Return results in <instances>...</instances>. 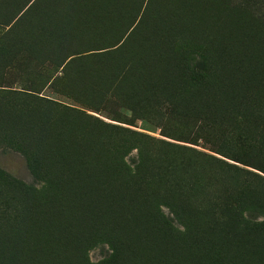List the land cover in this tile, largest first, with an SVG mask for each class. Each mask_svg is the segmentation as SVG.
<instances>
[{
	"label": "rangeland",
	"instance_id": "obj_1",
	"mask_svg": "<svg viewBox=\"0 0 264 264\" xmlns=\"http://www.w3.org/2000/svg\"><path fill=\"white\" fill-rule=\"evenodd\" d=\"M0 173V264L258 259L264 0H0Z\"/></svg>",
	"mask_w": 264,
	"mask_h": 264
},
{
	"label": "trees",
	"instance_id": "obj_2",
	"mask_svg": "<svg viewBox=\"0 0 264 264\" xmlns=\"http://www.w3.org/2000/svg\"><path fill=\"white\" fill-rule=\"evenodd\" d=\"M199 70L201 71L200 75L194 74V77H198L200 79L205 80V70H206V64L204 63ZM49 106L52 110H59V106H56L54 104H46ZM143 160V156H140V160ZM143 164V162L140 161V165ZM221 166H223L221 164ZM225 167V166H224ZM8 179L9 185L13 187L14 189H17L21 195L26 196L29 194L30 189L22 186L18 182H16L13 179H10L6 176H4L2 173H0V180L4 182L5 179ZM241 205V204H239ZM234 212L238 211V208L236 207ZM154 218H157L154 216ZM240 219L239 221L234 220ZM156 232L161 233L162 236L166 238L172 237V230L170 226H168L164 221L162 220H156ZM236 229L238 231H241L242 236L251 237L253 239V243H258L259 241L262 242L264 246V219H262L260 222L256 221H246L241 218V213H233V220H229L225 223V225H222L221 229H218L215 234L218 238H223V234L228 231V229ZM185 231L188 229L187 227L184 228ZM229 238V237H228ZM226 245V244H225ZM244 246V245H243ZM201 246L197 247L195 251L191 252L189 255L193 254L194 259L192 261V264H220L219 262H223L224 264H246L250 261V258L254 259V264H264V250H256L258 252V259L254 257V254L251 253L249 256L245 255H234V253L231 255V250H228L227 252L223 253L221 251H217L213 246V241L211 245L205 244L201 250ZM208 248V249H207ZM264 249V248H263ZM230 252V253H229ZM224 254H227L226 256H222ZM120 252L118 249H112L111 255H109L102 264H117L120 261Z\"/></svg>",
	"mask_w": 264,
	"mask_h": 264
}]
</instances>
